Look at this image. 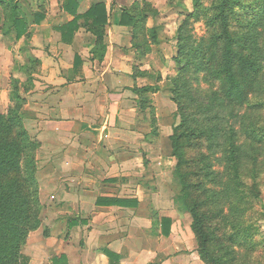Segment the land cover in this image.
Here are the masks:
<instances>
[{
	"label": "rangeland",
	"instance_id": "rangeland-1",
	"mask_svg": "<svg viewBox=\"0 0 264 264\" xmlns=\"http://www.w3.org/2000/svg\"><path fill=\"white\" fill-rule=\"evenodd\" d=\"M20 1L31 13L37 5L45 8L55 3L56 7V3L64 0ZM97 1L104 0H82V10ZM105 1L109 6L115 5L119 13L121 7L130 8L135 1L142 3L144 0ZM145 1L151 2L157 11L155 14L149 11L147 25L159 27V38L145 54L137 52L132 42L124 47L129 50L127 56L131 62H127L128 57L123 58V65L129 67L132 74L135 72L137 78L131 74L117 84V89L124 90L113 98L118 99L119 115L112 124L108 119L103 139L100 130L89 125L81 128L80 120L90 124L83 115L95 111L88 106L79 110L83 107L80 99L69 103L75 108H66L68 114H64L61 123L51 122L49 110L42 112L41 108L30 107L28 102L24 106V124L39 143L35 155L41 212L40 227L29 234L22 249L23 255L28 257L27 264H106L100 256L105 247L115 250L146 248L148 252L160 242L156 239L162 235L160 217L164 214L173 216V236L162 244L183 243L185 248L180 251H197L191 227L193 218L189 212L180 211L177 203L181 184L175 174L177 158L170 140L174 126L180 122L177 104L172 100L173 80L179 70L174 58L176 38L187 13L194 10V0ZM126 27L125 34L128 31L131 36V27ZM190 27L197 41L206 34L204 20L192 19ZM110 34L114 36V32ZM25 43L26 40L16 46L15 36L5 35L0 29L2 113H7L13 103L10 94L15 81L19 80L21 89L28 82L24 67L20 68L23 64H32L30 58L33 57L26 51ZM33 69L37 70L38 66ZM159 75L161 82L157 81ZM259 80L263 84L264 75ZM146 84H160L161 89L157 93H147L149 101L141 107L132 87ZM193 84L197 94L202 96L218 89V83L207 82L203 73ZM23 94L29 97L28 92L23 91ZM250 98L251 102L259 103L264 101V94L256 92ZM238 111L244 122L236 123L240 128L237 143L244 146L247 155L242 170L243 182L238 196L231 187L230 194L211 202L209 213L220 234L229 236L240 225L239 230L246 235L244 238L240 234L231 243V264H264V104L258 108L241 106ZM252 129L258 134H253ZM206 145L204 142L203 151L215 163L214 168L224 171V163L216 161L215 154L207 150ZM194 149L190 153L187 150L189 157L197 153ZM216 151L217 157H222V152ZM206 186L214 187L210 182H206ZM101 196L137 197L140 204L136 208L99 206L96 200ZM239 207H243V213Z\"/></svg>",
	"mask_w": 264,
	"mask_h": 264
},
{
	"label": "trees",
	"instance_id": "trees-1",
	"mask_svg": "<svg viewBox=\"0 0 264 264\" xmlns=\"http://www.w3.org/2000/svg\"><path fill=\"white\" fill-rule=\"evenodd\" d=\"M81 2L62 1V9L73 18L57 29L66 43H72L82 27L93 34L92 59L102 61L108 48L111 18L117 17L118 13H115V5L109 6L105 0L94 2L80 12ZM151 10L157 13L151 2L144 0L142 3L135 1L130 8L121 7L119 12L117 22L131 27L132 45L140 54H145L159 38V27L147 25ZM45 18L46 10L42 5L29 13L20 0H0V29L5 35L13 34L16 40L28 38L31 25L39 24ZM192 19L204 20L207 28L199 41L190 30ZM176 39L174 58L179 70L173 80L172 100L177 104L180 122L174 126L170 140L177 158L175 174L181 184L177 203L180 211L189 212L193 218L191 227L201 260L205 264H231V243L240 234L244 238L246 235L239 230L240 225L229 236L220 234L211 221L209 205L230 194L231 187L238 196L243 182L242 170L247 163L244 146L237 143L240 135L237 124L244 122L238 108L245 105L258 108L264 104V101L253 103L250 98L256 92L264 94V83L259 80L264 75V0H194V10L187 13ZM30 61L32 64L20 66L28 76L24 89L16 80L10 94L13 103L7 113L0 112V264H27L28 257L23 255L22 249L29 234L41 225L35 155L39 143L24 124V106L28 99L23 94L34 86L36 70L32 67L40 66L41 61L35 57ZM80 63L81 58L77 55L75 64ZM200 73L207 82L218 83V89L204 96L197 94L193 83ZM132 75L137 78L135 72ZM161 80L159 75L157 81ZM160 89V84L132 87L141 107L149 101L147 93H157ZM252 132L258 134L256 129ZM204 142H207V150L215 154V160L224 163V171L214 168L215 163L203 151ZM194 147L193 151L197 153L189 157L187 150L190 153ZM216 150L222 152V157H217ZM206 182L214 187H207ZM96 204L136 208L140 200L137 197L101 196ZM239 209L244 212L243 207ZM160 221V232L169 236L172 218L163 216ZM102 252L110 264H120L119 253L108 247ZM56 261L60 262L59 259Z\"/></svg>",
	"mask_w": 264,
	"mask_h": 264
},
{
	"label": "crops",
	"instance_id": "crops-1",
	"mask_svg": "<svg viewBox=\"0 0 264 264\" xmlns=\"http://www.w3.org/2000/svg\"><path fill=\"white\" fill-rule=\"evenodd\" d=\"M54 4L52 3L51 7H45L46 18L41 23L31 25L28 38L22 37L16 40V46H20L26 40V51H30L33 57L41 61L33 74L34 86L28 92V104L32 108H41L42 112L49 110L52 113L51 122L61 123L64 122L62 119L64 114H68L66 108H75L69 103H76L80 99L83 107L79 110L88 106L95 111L91 114L86 112L83 115V119L89 120L90 124L80 120V124L83 125L81 128L89 125L96 131L100 130V138L103 139V134L108 128V119L109 124H112L119 115L118 99L113 98L124 90L117 89L116 86L122 79L132 74L130 68H125L123 65V58L128 57L127 52H129L124 47L131 44L132 36L128 31L125 34L126 26L118 24L120 13L115 9L118 15L111 18V23L114 24L110 23V29L108 28V48L105 58L102 61L93 60L91 51L95 45V36L82 27L75 34L72 43L64 42L57 28L73 17L62 9V2L56 3V7ZM85 10H82L81 3L80 12ZM112 28L114 30L110 31ZM112 32L114 36L110 34ZM77 55L81 58L79 65L75 64ZM127 62H131V59ZM96 113H98L97 119H94ZM163 216L173 217L171 214L161 215ZM172 236V230L169 236H159L156 239L160 241H157L158 245L153 244L155 246L148 252L146 248L130 249L128 247L123 250L121 247L119 250L110 248L121 255L120 264H147L149 260V264H203L197 251H180L181 248H185L183 243H173L170 246L162 244L167 243ZM100 256L106 260V264H109L108 257L104 253Z\"/></svg>",
	"mask_w": 264,
	"mask_h": 264
}]
</instances>
